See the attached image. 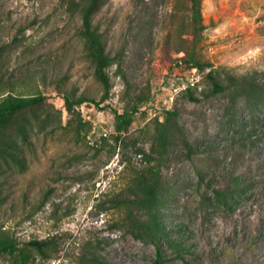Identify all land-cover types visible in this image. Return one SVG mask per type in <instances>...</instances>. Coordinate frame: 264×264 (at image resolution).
<instances>
[{"label": "rangeland", "instance_id": "1", "mask_svg": "<svg viewBox=\"0 0 264 264\" xmlns=\"http://www.w3.org/2000/svg\"><path fill=\"white\" fill-rule=\"evenodd\" d=\"M79 1L0 0V99L45 98L22 144L26 169L0 176V237L48 241L31 264H153L155 248L124 221L139 218L130 201L156 165L162 222L183 247L181 257L166 249V264H264V0H201L197 35L187 0L106 1L93 24L114 59L108 99L69 113L64 94L103 96ZM209 72L222 93L210 94ZM230 77L249 83L233 88ZM104 106L134 111L119 142ZM238 186L242 197L214 201V189Z\"/></svg>", "mask_w": 264, "mask_h": 264}, {"label": "trees", "instance_id": "2", "mask_svg": "<svg viewBox=\"0 0 264 264\" xmlns=\"http://www.w3.org/2000/svg\"><path fill=\"white\" fill-rule=\"evenodd\" d=\"M108 0H80L78 2V12L80 16L79 37L84 43L87 56L93 67V78L102 87L103 96L96 102L92 98L80 96L72 100L64 94L63 100L65 108L69 113L74 112V108L83 104H93L98 107L108 99L111 89L109 69L113 65L114 59L106 51L103 35L93 24V17ZM191 14V23L194 35L204 30L201 17V0H187ZM191 64L198 71H204L209 64H200L192 61ZM206 79L211 85V95L222 93L226 87L222 85L217 77L209 72ZM230 87L241 88L248 85L246 78L230 77ZM193 88H187L183 92L189 96L193 102L198 101L194 97ZM43 96L14 97L10 94L0 99V176L16 168L24 171L27 167L26 158L23 153L22 144L27 142L28 133L33 120H38L37 109L44 101ZM103 110H110L114 115L115 140L119 142L121 134L125 132L132 123V113L120 114L109 106H104ZM175 115V112H166V122ZM162 155L166 150V135L163 133L159 139ZM149 164L151 162H148ZM138 194L130 205H134L139 211V218H130L124 221L126 233L132 238L155 248L156 256L153 264H166V249H171L176 256H182V243L178 238H172L162 222L160 213V192L162 188L160 172L156 165L148 166L138 178ZM238 184V182H237ZM236 192H235V191ZM246 193V188L236 189H214L213 197L216 203L226 205L228 200L235 197L240 198ZM236 194V196H235ZM49 247L48 241L31 240L18 246L13 240L7 237H0V256L8 257L12 264H31L33 251L41 256H45V251Z\"/></svg>", "mask_w": 264, "mask_h": 264}]
</instances>
